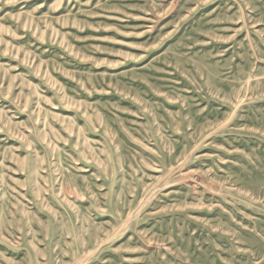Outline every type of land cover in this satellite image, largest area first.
I'll use <instances>...</instances> for the list:
<instances>
[{"label": "rangeland", "instance_id": "374dc122", "mask_svg": "<svg viewBox=\"0 0 264 264\" xmlns=\"http://www.w3.org/2000/svg\"><path fill=\"white\" fill-rule=\"evenodd\" d=\"M0 264H264V0H0Z\"/></svg>", "mask_w": 264, "mask_h": 264}]
</instances>
